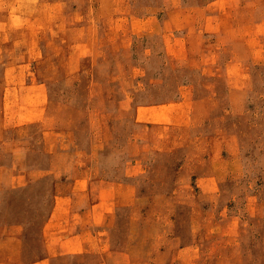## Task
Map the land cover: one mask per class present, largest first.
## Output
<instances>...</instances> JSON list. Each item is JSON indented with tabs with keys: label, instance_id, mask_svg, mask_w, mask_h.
Segmentation results:
<instances>
[{
	"label": "rangeland",
	"instance_id": "374dc122",
	"mask_svg": "<svg viewBox=\"0 0 264 264\" xmlns=\"http://www.w3.org/2000/svg\"><path fill=\"white\" fill-rule=\"evenodd\" d=\"M5 4L0 264H264V0Z\"/></svg>",
	"mask_w": 264,
	"mask_h": 264
},
{
	"label": "clouds",
	"instance_id": "9594fccd",
	"mask_svg": "<svg viewBox=\"0 0 264 264\" xmlns=\"http://www.w3.org/2000/svg\"><path fill=\"white\" fill-rule=\"evenodd\" d=\"M8 5L5 4V0H0V11H4ZM18 9L17 7H12L10 12V19L12 21L13 27H19L21 25V17L16 15ZM2 27V25H0Z\"/></svg>",
	"mask_w": 264,
	"mask_h": 264
}]
</instances>
